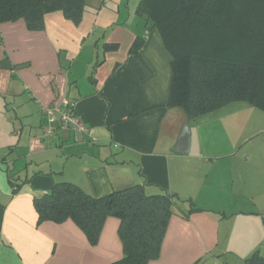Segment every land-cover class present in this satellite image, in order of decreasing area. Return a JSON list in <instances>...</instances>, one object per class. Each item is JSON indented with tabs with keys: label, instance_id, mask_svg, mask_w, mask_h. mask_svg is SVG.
<instances>
[{
	"label": "crops",
	"instance_id": "1",
	"mask_svg": "<svg viewBox=\"0 0 264 264\" xmlns=\"http://www.w3.org/2000/svg\"><path fill=\"white\" fill-rule=\"evenodd\" d=\"M88 2L78 23L61 10L45 15L42 30L24 19L0 23V264H113L123 257L118 217L106 218L96 244L71 219L39 222L34 198L59 181L94 196L135 184L174 195L160 256L148 264L264 261V158L255 179L246 187L238 176L244 186L235 190V164L218 162L214 140L242 110L226 112L228 104L190 120L168 106L172 56L159 30L136 13L139 0ZM139 36L146 38L137 58L145 78L128 63ZM65 98L94 127L96 142L59 125L46 133L44 106ZM247 113L254 132H264V114ZM187 120L190 150L174 152Z\"/></svg>",
	"mask_w": 264,
	"mask_h": 264
},
{
	"label": "trees",
	"instance_id": "2",
	"mask_svg": "<svg viewBox=\"0 0 264 264\" xmlns=\"http://www.w3.org/2000/svg\"><path fill=\"white\" fill-rule=\"evenodd\" d=\"M88 6V0H0V23L24 19L30 30H42L47 13L61 10L78 23ZM136 13L149 30H159L172 56L168 106L182 108L190 120L235 101L264 110V0H139ZM145 41L139 36L128 58L140 78L146 77L137 60ZM34 206L39 222L71 219L91 244L106 218L118 217L124 254L113 264H148L160 256L176 198L147 193L142 184L94 196L59 181ZM256 259L249 264H264Z\"/></svg>",
	"mask_w": 264,
	"mask_h": 264
},
{
	"label": "rangeland",
	"instance_id": "3",
	"mask_svg": "<svg viewBox=\"0 0 264 264\" xmlns=\"http://www.w3.org/2000/svg\"><path fill=\"white\" fill-rule=\"evenodd\" d=\"M235 109H241L242 113L239 116H235V114L228 116L229 118L221 125L223 129L222 132L220 130V136L214 140L221 145V147L218 146V153H221L222 156H220L218 162L225 166L232 162L235 164V190L239 191L242 190L241 186L244 185L237 179L238 176L245 177L242 181L247 187L248 183L255 179L257 164L261 163L262 158H264V132H254L253 127L251 128L252 125L247 123V111H256L264 114V110L254 107L245 101L230 103L223 110L227 112ZM228 152L232 153L227 155ZM259 173L262 174V172Z\"/></svg>",
	"mask_w": 264,
	"mask_h": 264
},
{
	"label": "built area",
	"instance_id": "4",
	"mask_svg": "<svg viewBox=\"0 0 264 264\" xmlns=\"http://www.w3.org/2000/svg\"><path fill=\"white\" fill-rule=\"evenodd\" d=\"M44 112L49 120V125L46 127L47 134L53 133L55 125H59L63 129H72L76 134L87 135L92 141H97L94 127L77 114L73 100L65 98L58 104L44 106ZM46 192L48 191L45 190L44 193Z\"/></svg>",
	"mask_w": 264,
	"mask_h": 264
},
{
	"label": "water",
	"instance_id": "5",
	"mask_svg": "<svg viewBox=\"0 0 264 264\" xmlns=\"http://www.w3.org/2000/svg\"><path fill=\"white\" fill-rule=\"evenodd\" d=\"M192 139L191 123L187 120L183 126L176 146L172 149L174 152L187 153L190 150Z\"/></svg>",
	"mask_w": 264,
	"mask_h": 264
}]
</instances>
